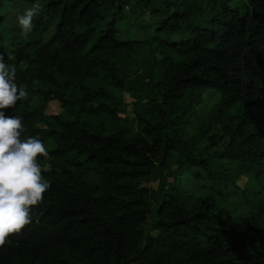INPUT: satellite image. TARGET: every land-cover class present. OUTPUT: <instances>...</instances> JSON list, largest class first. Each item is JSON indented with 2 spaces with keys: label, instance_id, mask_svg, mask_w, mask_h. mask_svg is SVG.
I'll return each mask as SVG.
<instances>
[{
  "label": "trees",
  "instance_id": "16d2710c",
  "mask_svg": "<svg viewBox=\"0 0 264 264\" xmlns=\"http://www.w3.org/2000/svg\"><path fill=\"white\" fill-rule=\"evenodd\" d=\"M15 2L0 0V53L29 96L0 111L45 144L50 188L0 264H264V0H39L27 35L4 26ZM204 91L217 101L187 138ZM173 165L247 209L184 200Z\"/></svg>",
  "mask_w": 264,
  "mask_h": 264
},
{
  "label": "clouds",
  "instance_id": "9594fccd",
  "mask_svg": "<svg viewBox=\"0 0 264 264\" xmlns=\"http://www.w3.org/2000/svg\"><path fill=\"white\" fill-rule=\"evenodd\" d=\"M40 10L36 0L32 7L16 16L24 35L33 30L34 17ZM12 58L9 54L8 59ZM16 73V65L7 63L0 53V110L14 108L17 102L28 99L26 87L15 82ZM25 131L21 117H8L0 111V247L32 222V209L43 203L50 188L37 159L47 158L48 150L40 139L22 136Z\"/></svg>",
  "mask_w": 264,
  "mask_h": 264
},
{
  "label": "rangeland",
  "instance_id": "374dc122",
  "mask_svg": "<svg viewBox=\"0 0 264 264\" xmlns=\"http://www.w3.org/2000/svg\"><path fill=\"white\" fill-rule=\"evenodd\" d=\"M230 4L232 6L234 5H240L243 6V1L233 2L231 1ZM30 8V5H28L25 0H16V2L11 5L10 10L6 12L5 18H4V26L6 29L18 25L16 16L18 14H22L25 9ZM149 15V12L147 14H143L142 17H145L147 19ZM158 57H160L159 53H156ZM218 93V92H216ZM214 92L212 91H204L200 93V100L197 104L194 105V108L192 109V112L190 115L186 118L185 123L182 125V134L185 135L187 138L193 137L198 129V126L205 122L208 114L210 113L211 106L217 101V97L215 96ZM218 95V94H216ZM37 98L35 99V101ZM124 100L126 103H129L132 101V98L127 94L124 93ZM59 106L58 102L56 101H50L47 106V113H57L59 112ZM236 108V107H235ZM235 108L232 109L231 113L235 110ZM130 115V113H128ZM218 133L221 134V130L219 125L217 126L214 124L208 135H211L212 133ZM203 140H200V142L197 143L198 146H201L203 144ZM226 141V138L222 140L220 144L217 146H213L210 151H219L224 143ZM209 143V141H208ZM210 162H218V163H224L225 161L219 160L216 158L210 159ZM224 165H230V164H224ZM232 165V164H231ZM45 167H48L49 165L46 163L44 165ZM172 169L174 170L175 174L173 178H169V187L172 188V190L176 193H178L180 196L183 197L186 201H192L196 196L199 195H205V194H211L216 199L217 205L223 209L222 213L224 215V219L230 218L233 214H237V211H240L241 209H247V206H245L244 199L242 198H236L232 197L230 194L228 196L223 195L222 193L218 191H225V188L222 186H216L215 190L211 191V180L208 178H199L198 176L194 175L195 168H181L179 170V167L177 165H173ZM201 174H204V172H200ZM155 184V183H152ZM236 184L238 185V188H246L248 186V179L246 177H240ZM209 187V188H208ZM235 208V210H234Z\"/></svg>",
  "mask_w": 264,
  "mask_h": 264
}]
</instances>
